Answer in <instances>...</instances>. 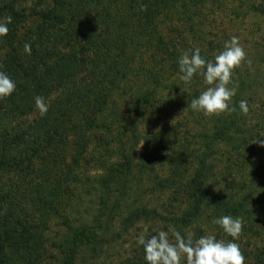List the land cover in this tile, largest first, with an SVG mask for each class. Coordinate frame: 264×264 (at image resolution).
Listing matches in <instances>:
<instances>
[{"label": "trees", "instance_id": "1", "mask_svg": "<svg viewBox=\"0 0 264 264\" xmlns=\"http://www.w3.org/2000/svg\"><path fill=\"white\" fill-rule=\"evenodd\" d=\"M17 2L0 0V20L12 18L0 37V71L16 82L15 92L0 100V264H77L81 254L96 255L142 219L182 230L212 209L240 217L250 228L262 222L264 147L254 142L264 140V105L258 115L263 124L248 123L253 98L247 90L256 81L250 72L236 74L229 86L236 87L231 105L237 111L208 118L187 108L208 87L203 77L190 85L175 82L185 51L199 48L211 60L228 41L208 30L209 7L215 12L219 0L211 6L209 0H120L115 22L103 0H53L25 34L20 30L27 18ZM252 10L264 16V4ZM37 95L48 104L44 116L35 107ZM167 99L172 109L190 112L194 129L165 124L144 134L142 110L165 108ZM241 100L248 101L247 114L239 112ZM141 138L160 140L159 155L137 160ZM170 138L187 145L172 151L161 141ZM166 164L169 173L159 177ZM148 184L154 193L171 190L162 208L144 202ZM74 186L94 200L91 222L71 221L67 214L82 201V195L76 205L69 198ZM131 195L133 202L126 198ZM182 200L184 209L176 206ZM26 207L37 215L33 222ZM53 213L63 230L49 243L44 236ZM128 264H145L144 252Z\"/></svg>", "mask_w": 264, "mask_h": 264}, {"label": "rangeland", "instance_id": "2", "mask_svg": "<svg viewBox=\"0 0 264 264\" xmlns=\"http://www.w3.org/2000/svg\"><path fill=\"white\" fill-rule=\"evenodd\" d=\"M52 1L53 0H18L15 8L20 14H23L27 18L22 29L20 30V34H25L27 31L32 30V22L36 20V14L52 6ZM210 1L212 0H209V6H211ZM7 2H9V0H7ZM222 2L223 4L221 7ZM103 3L106 5V9L110 15V21L115 22L118 19V15L120 14L122 8L120 0H103ZM263 4L264 0H219V5L216 7L215 12L211 7H209L212 12L207 23L211 37H222V40L225 41L227 39L229 40L233 36L238 37L240 45L246 52V61L242 63L238 71H234L233 77L239 72H250L249 76L251 77V81L253 83L256 81L253 87L250 90H247V92H251L253 98V101H250L252 111L248 118V123L250 125H257V123L261 121L258 118V115L262 109L261 105H264V16H259L257 12L252 10L254 5L260 7ZM95 8L97 7H93L94 10ZM97 9L101 10L102 4L99 5ZM94 14L96 13H90V15ZM30 17L32 19L29 20L28 18ZM4 46L5 45L0 39V55L5 53ZM247 61H251V64L249 65ZM167 65L170 66V64ZM180 81V76L175 79V82L177 83ZM184 88L189 90L188 86ZM166 101L168 102L165 103V108L161 106L158 109L146 108L142 110L143 112L140 114L139 119L141 121L140 128L144 130V134L145 132L149 131L156 132L158 129L162 128L163 125L165 126V124L168 126H174L177 123H187L190 130L194 129L193 117L190 116V112H188V110H179L178 108L172 109V106L170 105L172 102L168 99ZM180 103H182V101ZM154 112H156L155 115H153ZM35 115L30 117L31 121L35 118ZM199 116L204 118L209 117L204 116L202 113H200ZM259 124L262 125L263 122H260ZM179 127L181 128L179 132L181 135H183L184 131L182 128H184V126ZM192 132L194 133V130ZM165 137L166 136L163 138ZM157 141V143L152 141L146 142L143 138H141L136 149L135 156H137V160L143 154L148 155L150 158L159 155V151L162 149L163 143L159 142L160 140ZM161 141H166V147L168 148L170 146L169 149L171 148L172 151L179 150L180 145H187L186 142L179 141L178 138H170L168 140L161 139ZM257 148L255 150H257ZM167 154H169L170 157L174 156L172 153ZM117 160V158H113L111 162L114 163ZM184 163L189 166V163H187L186 159ZM159 169L160 171L157 173L159 177H166L169 173L170 166L166 164L159 166ZM88 172L95 174L96 171L92 170ZM258 186L260 189H258L260 193L258 196L261 195V205L264 206V181L258 183ZM147 190L148 194L145 197L144 202H147L151 207L156 208H162L171 193V190L164 194H161L159 191H156L158 193H154L150 184L147 185ZM78 192L79 191L77 188H75V186L70 190L69 198L74 200V205L77 204L78 198L81 195L82 201L78 205L77 209H71L72 212L70 209H66L68 210L67 214H69L68 216L71 221L81 219L83 221H87V223L91 222L94 215V200L90 195L84 193L85 191H83L80 196ZM126 198L130 202L134 201V195H131V199L129 197ZM186 204L187 201L182 200L180 203H177L176 206H180L181 209H184ZM136 205L138 204L136 203ZM257 205L259 204H255L254 201V209L257 208ZM63 210L64 209H61L62 213H66V210L65 212ZM22 211L23 209H21V214L23 216H25L24 214L26 212L31 213L29 217H32V222L34 220L33 217L37 216L29 207L24 209L25 213H22ZM220 216H223V214L219 212L215 213L212 209H209L203 216V219L182 230L176 229L173 224H164L158 221L154 222L151 218L149 220H139L133 227L129 229L127 233L118 238V240H109L105 242L102 248H98L100 252H98L96 255L87 257L81 254L77 264H128V260L133 259L139 256V254L143 253V248L137 244V237L139 235L144 234L146 237H150L160 230L168 231L170 228H175L182 235L192 233L194 239L204 235H214L220 240H231L232 238L227 236L223 230L213 222L217 217ZM58 219L59 218L56 217L55 213H53L50 217L51 222L48 223V231L44 236V239L49 238V243L51 241L56 242L59 240V234L63 230V227H60L58 223ZM113 224H115V226L113 229H111L112 231L115 230L117 232V220ZM251 226L252 228H250L249 223L247 224L246 222H243L242 233L235 242L239 245L240 251L245 257V264H264V218L262 219L261 223ZM144 229H147V232H144ZM110 233H108V235ZM169 238L172 242H174V237H172L171 232H169ZM53 252L54 254H57L56 250Z\"/></svg>", "mask_w": 264, "mask_h": 264}, {"label": "clouds", "instance_id": "3", "mask_svg": "<svg viewBox=\"0 0 264 264\" xmlns=\"http://www.w3.org/2000/svg\"><path fill=\"white\" fill-rule=\"evenodd\" d=\"M11 17L0 20V37L8 34V24ZM25 53L30 54L31 45H24ZM246 61V52L239 43L238 37H231L224 43L223 50L213 59L208 60L201 55L199 48L185 51L178 59L180 79L190 85L197 75L202 76L208 85L197 97L187 105L194 113L204 116H218L223 113L237 111L231 105L236 95L233 84V73ZM251 64V61H247ZM16 90V82L5 72L0 71V100L10 97ZM35 107L41 116L48 112V104L43 96L34 97ZM241 114H247L248 101L241 100L238 105ZM254 143L264 147V140L260 137ZM231 240H220L214 235H204L197 239L192 233L182 235L175 228L168 231L160 230L156 234L146 237L141 234L137 237V244L143 248L145 264H245V257L235 242L243 230V220L240 217L223 215L213 221ZM147 232V229H144ZM169 232L174 242L169 238Z\"/></svg>", "mask_w": 264, "mask_h": 264}]
</instances>
